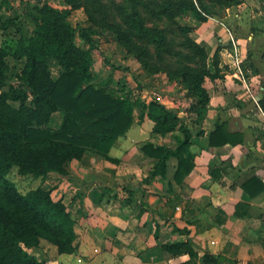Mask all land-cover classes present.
Listing matches in <instances>:
<instances>
[{"label": "trees", "instance_id": "16d2710c", "mask_svg": "<svg viewBox=\"0 0 264 264\" xmlns=\"http://www.w3.org/2000/svg\"><path fill=\"white\" fill-rule=\"evenodd\" d=\"M62 2L64 8L38 1L28 13L34 29L17 30L15 36L0 43V264H48L31 253L44 243L60 255L77 250L76 223L66 206L53 201L51 192L42 187L22 194L7 179L13 167L21 177L43 182L48 176H66L65 166L80 160L86 151L111 160L109 150L130 129L133 111L139 108L140 118L146 116L153 123L152 133L171 135L172 141V146L147 142L140 148L152 163L149 179L164 180L171 158L176 160L173 180L178 185L193 169L190 139L202 132L162 104L133 101L123 80L119 82L120 95L107 83H96L91 73L92 52L99 51L94 37L114 36L145 75H164L181 85L193 101V125H199L209 103L205 81L221 78L219 49L213 55L212 73L206 50L191 37L193 28L179 20L190 14L204 23L208 17L238 6L241 0ZM81 9L89 26L77 28L69 18ZM13 22L0 16V31L14 27ZM9 59L20 64L18 72L11 73ZM51 65L61 68L55 79ZM258 104L264 111V98ZM55 113H60L62 120L58 129H51L48 125ZM242 141L240 135L227 133L224 123H217L209 135L210 147ZM162 249L173 257L187 255L184 264H196L198 259L188 241L166 244ZM201 260L217 263L206 255Z\"/></svg>", "mask_w": 264, "mask_h": 264}, {"label": "crops", "instance_id": "0c3cea01", "mask_svg": "<svg viewBox=\"0 0 264 264\" xmlns=\"http://www.w3.org/2000/svg\"><path fill=\"white\" fill-rule=\"evenodd\" d=\"M255 5L242 1L204 23L190 14L183 19L193 28V40L206 50L212 73L219 49L221 78L205 81L209 103L199 125H193L195 114L178 113L202 132L190 139L193 169L182 184L173 180V158L164 180L149 179L152 163L140 148L147 142L172 146L171 135L153 134V123L134 109L130 129L108 152L114 162L86 151L65 166L66 176H48L43 182L41 187L66 206L76 223L77 250L60 255L44 243L31 250L38 260L184 264L187 255L173 257L162 246L188 241L198 256L196 264H264V111L258 104L264 98V8ZM121 64L126 72L137 67L129 58ZM52 68L55 79L61 68ZM109 88L119 90V80L114 78ZM55 116L58 123L51 127ZM61 120L60 113L53 114L48 127L58 129ZM217 123L240 135L242 143L210 147ZM205 255L217 263H203Z\"/></svg>", "mask_w": 264, "mask_h": 264}, {"label": "rangeland", "instance_id": "374dc122", "mask_svg": "<svg viewBox=\"0 0 264 264\" xmlns=\"http://www.w3.org/2000/svg\"><path fill=\"white\" fill-rule=\"evenodd\" d=\"M0 0V16L4 18H9L14 20V27H10L7 31H0V43L6 38H11L15 36V31L19 30L21 32L32 31L35 27L32 18L28 15L35 4L40 2H48L53 7L63 8L62 0ZM119 1V0H116ZM247 1V3H254L258 8H264V0H241ZM186 19V18H183ZM69 22L72 26L80 28L89 26L84 11L77 10L73 11L70 15ZM181 24H186L185 20L180 19ZM95 42L98 45L99 51L92 52V69L93 75L95 76V82L100 84H106V80L109 82L107 86L114 80L124 81L126 86L131 90V97L133 101L137 103H144V98L150 92L161 93L163 96L165 107L169 106L174 108L173 110L183 112H189L192 100L186 97V92L183 87L176 82H170L166 79L164 75H145L141 65L129 54L125 53L120 45L118 44L116 38L110 34L107 35H96L94 37ZM77 44L86 48L79 40ZM129 58L137 64V67H130L131 70L125 71L124 65L121 61ZM9 67L11 68V73L18 72L21 68L20 64L9 59ZM53 67V65H51ZM119 72V75L115 72ZM52 73L55 76L56 70L52 68ZM124 73V74H123ZM114 77V78H113ZM129 77V78H128ZM108 78V79H107ZM129 79V80H126ZM120 86V85H119ZM117 92L118 90H113ZM119 93V91L117 92ZM139 112V108L137 109ZM177 113V114H178ZM59 118L54 117L50 126L56 127ZM7 179L12 182L17 189L25 194L30 190L44 185L40 179L24 178L18 174L17 168L13 167Z\"/></svg>", "mask_w": 264, "mask_h": 264}, {"label": "built area", "instance_id": "2783aa9c", "mask_svg": "<svg viewBox=\"0 0 264 264\" xmlns=\"http://www.w3.org/2000/svg\"><path fill=\"white\" fill-rule=\"evenodd\" d=\"M144 104H149L151 102H156L159 104L164 105V100H163V96L161 95V93H157V92H150L149 94H147L144 98Z\"/></svg>", "mask_w": 264, "mask_h": 264}]
</instances>
